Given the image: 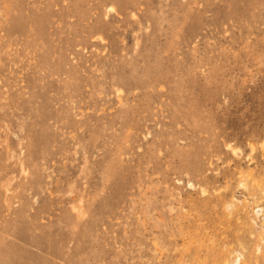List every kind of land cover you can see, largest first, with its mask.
I'll return each mask as SVG.
<instances>
[{
    "label": "rangeland",
    "instance_id": "rangeland-1",
    "mask_svg": "<svg viewBox=\"0 0 264 264\" xmlns=\"http://www.w3.org/2000/svg\"><path fill=\"white\" fill-rule=\"evenodd\" d=\"M94 2L0 0V264H264V0Z\"/></svg>",
    "mask_w": 264,
    "mask_h": 264
},
{
    "label": "bare ground",
    "instance_id": "bare-ground-1",
    "mask_svg": "<svg viewBox=\"0 0 264 264\" xmlns=\"http://www.w3.org/2000/svg\"><path fill=\"white\" fill-rule=\"evenodd\" d=\"M63 1H67V5H62L60 7V10L62 12H72V8L69 7V3L71 0H63ZM117 2L118 4L115 5L114 3ZM51 2L47 3L46 4V8L45 11H48V12H54L56 10H53V9H50L49 8V4ZM94 8L96 9H103L104 12H121L127 8H129L131 11L135 8V2L134 0H127L124 4L120 3L119 0H96V2H94V5H93ZM41 8V7H39ZM258 211V210H257ZM214 264H217V263H214ZM223 264H229V261L228 259H224L223 260Z\"/></svg>",
    "mask_w": 264,
    "mask_h": 264
}]
</instances>
